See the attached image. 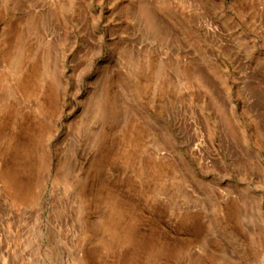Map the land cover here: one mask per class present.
<instances>
[{
    "label": "rangeland",
    "instance_id": "obj_1",
    "mask_svg": "<svg viewBox=\"0 0 264 264\" xmlns=\"http://www.w3.org/2000/svg\"><path fill=\"white\" fill-rule=\"evenodd\" d=\"M0 264H264V0H0Z\"/></svg>",
    "mask_w": 264,
    "mask_h": 264
},
{
    "label": "bare ground",
    "instance_id": "obj_2",
    "mask_svg": "<svg viewBox=\"0 0 264 264\" xmlns=\"http://www.w3.org/2000/svg\"><path fill=\"white\" fill-rule=\"evenodd\" d=\"M7 183L14 186L16 181H17V177L12 173V172H7L5 174H3ZM15 187V186H14Z\"/></svg>",
    "mask_w": 264,
    "mask_h": 264
}]
</instances>
